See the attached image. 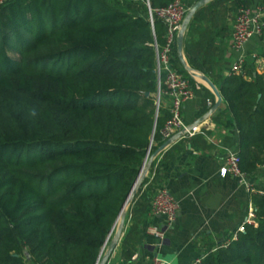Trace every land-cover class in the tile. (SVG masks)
Masks as SVG:
<instances>
[{
	"label": "trees",
	"instance_id": "trees-1",
	"mask_svg": "<svg viewBox=\"0 0 264 264\" xmlns=\"http://www.w3.org/2000/svg\"><path fill=\"white\" fill-rule=\"evenodd\" d=\"M172 1L0 5V264H99L149 147L151 156L165 143L160 130L170 113L156 106L154 43L165 44L166 25L154 11ZM226 1L237 14L253 0L199 8L184 54L219 89L225 108L215 121L238 133L240 167L252 172L264 165V71L250 58L239 74L212 71V56L223 51L215 39L229 33L219 20ZM171 54L196 90L176 43ZM203 88L197 117L215 102ZM178 142L151 162L152 178L131 199L118 264H131L138 251L152 198L184 150ZM253 203L257 225L246 224L215 250L208 244L199 264H264V194L255 193Z\"/></svg>",
	"mask_w": 264,
	"mask_h": 264
},
{
	"label": "crops",
	"instance_id": "crops-1",
	"mask_svg": "<svg viewBox=\"0 0 264 264\" xmlns=\"http://www.w3.org/2000/svg\"><path fill=\"white\" fill-rule=\"evenodd\" d=\"M215 44L220 45L223 51L212 56L214 62L219 61L213 72L229 74L239 56L252 59L258 71L256 66L264 54V43L259 38L250 40L240 51L231 47V32L227 36H217ZM197 83L194 98L184 103L181 109L184 121L192 124L197 133L191 139H183L184 150L165 171L162 184L180 203L177 220L166 230L165 241L159 247L157 239L147 233V228L163 224L164 218L148 215L142 224L139 248L131 264H147L155 254L171 264H193L196 258L204 255L208 244L215 245V250L217 243L226 242L237 232L247 218L253 195L264 189V165L258 166L255 171L245 172L246 183L231 174L220 175L227 153L239 150V137L236 131L215 121L220 110L225 108L224 102L212 111L215 102L212 105L208 100V111L200 117L196 116L206 93L203 86L209 89L200 81ZM123 236L124 229L107 264L121 262Z\"/></svg>",
	"mask_w": 264,
	"mask_h": 264
},
{
	"label": "built area",
	"instance_id": "built-area-1",
	"mask_svg": "<svg viewBox=\"0 0 264 264\" xmlns=\"http://www.w3.org/2000/svg\"><path fill=\"white\" fill-rule=\"evenodd\" d=\"M7 0H0V5ZM190 7L185 0H173L169 5L156 9L154 16L164 22L166 25L165 44L160 46L154 43L157 76V95L156 106L160 105L169 110L170 117L165 121L164 126L160 130V134L165 143L170 139L175 140L161 147V149L153 157V160H160L162 154L167 151L173 144L183 139H191L196 133V129L192 124L184 121L181 109L184 103L194 98L195 90L189 79L179 68L172 63L173 55L172 47L176 43L179 32L183 25V20L186 17ZM153 13H150V20L154 23ZM259 38L264 43V6L250 7L242 6L239 8L231 30V47L235 51L242 50L245 45L253 38ZM244 56H239L232 66L231 71L241 73L244 65ZM259 72L264 71V54L260 57L256 66ZM196 80V79H195ZM197 81V80H196ZM164 143V144H165ZM150 147L147 151L146 158L143 163V168L147 166L150 156ZM152 160V161H153ZM241 159L238 151H229L225 157L224 164L220 168V175H234L241 182L246 183V174L240 167ZM153 173L150 168L145 176L152 178ZM144 178V179H145ZM258 193L264 194V189ZM180 209L179 201L165 187L160 188L154 194L148 215L162 216L164 223L160 225H150L147 228V233L152 234L158 241L157 245H163L166 237V230L171 227L177 220ZM257 225L254 203H251L248 208L246 220L238 227L231 239H237L238 233H243L246 230L245 225ZM202 256L195 259L193 264H199ZM147 264H171L162 256L155 254Z\"/></svg>",
	"mask_w": 264,
	"mask_h": 264
},
{
	"label": "water",
	"instance_id": "water-1",
	"mask_svg": "<svg viewBox=\"0 0 264 264\" xmlns=\"http://www.w3.org/2000/svg\"><path fill=\"white\" fill-rule=\"evenodd\" d=\"M212 0H199L197 1L195 4H193L192 7H190L186 17L184 18L183 20V25H182V28L179 32V35H178V38H177V48H178V54H179V59H180V62L183 66V68L192 76L194 77L197 81H200L198 79V77H201L204 85H206L212 92L213 94L215 95L216 97V101H215V105L214 107L212 108V111L218 109L220 107V105L222 104L223 102V97L219 91V89L217 88V86L211 81V79L209 77H207L206 75H203L199 72H197L195 69H193L187 62L186 60V57H185V54H184V38H185V33L187 31V28L189 26V23L192 19V17L194 16V14L196 13V11L201 8L202 6L210 3ZM200 81V82H202ZM175 139L172 138L170 139L169 141H167L164 145L168 144V143H172ZM163 145V146H164ZM161 148H159L153 155L152 157L149 159L148 161V164L146 167H142L141 169V172L139 174V177L125 203L124 206H128L131 202V199L134 195V193L137 191V188L139 186V184L144 180L149 168H150V164L153 160V157L156 155V153L160 150ZM123 210V209H122ZM121 215V216H120ZM119 217H120V222H119V225H118V228H117V231H116V234L113 238V241L111 242L110 246L106 249V252L104 253V255L102 256L99 264H107L108 262V259L111 255V253L113 252V250L115 249V247L117 246V243L119 241V238L121 237L122 235V231L124 229V222H125V213H120ZM119 219V218H118ZM117 223V222H116Z\"/></svg>",
	"mask_w": 264,
	"mask_h": 264
},
{
	"label": "rangeland",
	"instance_id": "rangeland-1",
	"mask_svg": "<svg viewBox=\"0 0 264 264\" xmlns=\"http://www.w3.org/2000/svg\"><path fill=\"white\" fill-rule=\"evenodd\" d=\"M198 0H189V2H188V5L190 6V7H192L193 6V4H194V2H197ZM248 5L250 6V7H253V8H255V7H260V6H264V4L260 1V0H253V1H250V2H248ZM226 7L227 9H225V8H223V7ZM236 15V8H234V6L229 2V1H226V3H224V5L223 6H221L220 7V9H219V20L220 21H223V22H226V25H227V28H228V30H229V33L231 32V24H233V22H234V19H235V16ZM227 36V35H226ZM216 62H219V61H216ZM216 64H218V63H216ZM197 71V70H196ZM197 72H199V73H201V74H203V75H205L204 73H202V72H200V71H197ZM207 76V75H206ZM208 77V76H207ZM202 84H204L203 82H201ZM128 207H129V205L126 207V210H125V216H126V212H127V210H128ZM119 219H120V217H119ZM117 220V223H116V226H115V228H114V233H113V235L116 233V231H117V228H118V225H119V222H120V220ZM113 235H112V237H113Z\"/></svg>",
	"mask_w": 264,
	"mask_h": 264
},
{
	"label": "bare ground",
	"instance_id": "bare-ground-1",
	"mask_svg": "<svg viewBox=\"0 0 264 264\" xmlns=\"http://www.w3.org/2000/svg\"><path fill=\"white\" fill-rule=\"evenodd\" d=\"M198 79H199L200 81H202L201 77H198ZM202 82H203V81H202ZM126 207H127V206H124V207H123L122 213H125ZM120 216H121V215H120ZM119 220H120V219H119Z\"/></svg>",
	"mask_w": 264,
	"mask_h": 264
}]
</instances>
